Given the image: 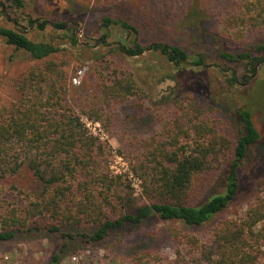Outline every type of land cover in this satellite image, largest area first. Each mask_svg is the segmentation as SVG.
Wrapping results in <instances>:
<instances>
[{"label": "trees", "instance_id": "trees-1", "mask_svg": "<svg viewBox=\"0 0 264 264\" xmlns=\"http://www.w3.org/2000/svg\"><path fill=\"white\" fill-rule=\"evenodd\" d=\"M6 1L18 11L26 7L24 0ZM0 8L6 14L5 4L0 2ZM240 21L244 27L263 26L264 0H241ZM29 24L42 31L47 26L55 27L74 46L79 45L69 22L52 24L30 18ZM102 27L105 32L96 45L108 48L109 53L99 59L105 64L102 71L97 69L100 89L82 112L94 123L108 126L107 110L114 104L132 98L145 101L152 96V85L148 86L136 63L145 54L161 56L175 73L187 68H210L203 52L169 43L143 45L139 28L126 20L105 17ZM115 28L126 36L110 43ZM0 38L17 52H25L44 64L33 67L19 81V102L0 114V194L15 193L25 201L0 214V242L37 231L93 246L112 233L150 220L202 227L233 207L241 191L243 163L251 147L264 138L248 106L236 112L237 131L228 136L208 118L214 106H204L192 93L174 97L175 117L167 126L164 141L152 146L144 161L132 164L133 172L143 181V192L136 197L123 177L110 172L105 162L107 146L90 133L81 116L64 104L70 92L67 72L65 65L51 58L65 48L53 41L33 40L26 30L2 25ZM119 55L124 58L121 66L110 59ZM220 58L245 65L252 74L245 76L247 85L264 65V45L239 53L224 51ZM174 79L175 74H167L159 83ZM229 81L233 86L237 78L234 75ZM228 154L232 157L222 168V158ZM218 167L221 173L217 187L199 199L194 191L200 188L202 176ZM40 219L50 221L40 226ZM176 242L173 260L144 251L133 254L131 263L264 264V199L258 198L242 214L237 211L233 217L221 220L207 242L185 232L178 233ZM66 248L53 255L51 264H60Z\"/></svg>", "mask_w": 264, "mask_h": 264}, {"label": "rangeland", "instance_id": "rangeland-1", "mask_svg": "<svg viewBox=\"0 0 264 264\" xmlns=\"http://www.w3.org/2000/svg\"><path fill=\"white\" fill-rule=\"evenodd\" d=\"M24 1L26 7L18 11L6 0H0L7 7L6 14L0 8V25L26 30L33 40L53 41L65 48L51 58L59 65H65L67 72L70 92L64 104L81 116L90 133L107 146L105 162L110 172L123 177L133 188L136 197L143 192V181L133 172L132 164L144 161L152 146L164 141L167 126L175 117L173 98L179 94L192 93L200 98L204 106H214L215 111H211L208 118L215 122L221 133L228 136H233L237 131L234 127L236 112L248 106L264 137V65L246 85L245 76L252 74L245 65L227 63L220 58V53L224 51L239 53L264 45V25L242 26L241 0ZM105 17L123 19L136 25L143 45L169 43L187 47L195 53L203 52L210 68H187L175 73L161 56L145 54L143 58L136 59V63L148 86L152 85V96L145 101L132 98L114 104L107 110L110 117L108 126L94 123L82 112L100 89L97 69L103 68V62L99 59L109 53L108 48L96 45V40L105 32L102 27ZM30 18L40 22L48 20L52 24L69 22L75 28L79 45L74 46L65 33L55 27L47 26L42 31L37 25L30 26ZM112 30L110 43L126 36L120 28ZM133 40L130 36L129 41ZM110 59L118 66L124 60L121 55ZM36 65L44 64L34 61L25 52H17L0 38V114L19 102V81ZM226 69L229 71H223ZM167 74H175V79L160 84ZM234 75L237 82L231 86L229 78ZM231 157L232 154H228L222 158V168ZM220 173L218 167L211 174L202 176V180L198 181L200 188L194 191L199 199L214 192ZM240 178L241 191L233 207L208 225L184 227L178 223L150 220L140 226L112 233L106 241L93 246L80 240L67 241L60 234L33 231L14 241L0 242V264H51L53 255L65 245L67 248L60 264H132L131 256L144 251L173 260L178 233H189L207 242L221 220L233 217L237 211L242 214L258 198L264 199V138L251 147L241 168ZM24 202L15 193L0 194V214L20 207ZM49 221L37 220L40 226H46ZM262 245L264 250V242Z\"/></svg>", "mask_w": 264, "mask_h": 264}, {"label": "built area", "instance_id": "built-area-1", "mask_svg": "<svg viewBox=\"0 0 264 264\" xmlns=\"http://www.w3.org/2000/svg\"><path fill=\"white\" fill-rule=\"evenodd\" d=\"M96 125H99V124H96Z\"/></svg>", "mask_w": 264, "mask_h": 264}]
</instances>
